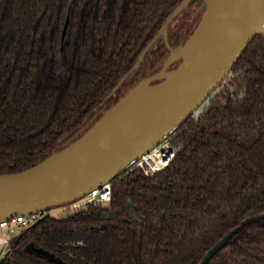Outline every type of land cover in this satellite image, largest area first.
I'll return each instance as SVG.
<instances>
[{
    "label": "trees",
    "instance_id": "1",
    "mask_svg": "<svg viewBox=\"0 0 264 264\" xmlns=\"http://www.w3.org/2000/svg\"><path fill=\"white\" fill-rule=\"evenodd\" d=\"M180 1L0 0V174L63 147L157 69L162 37L132 70ZM198 20L183 34L169 24V45ZM217 89L170 134L167 166L124 170L109 200L46 213L0 264H264V35Z\"/></svg>",
    "mask_w": 264,
    "mask_h": 264
},
{
    "label": "water",
    "instance_id": "2",
    "mask_svg": "<svg viewBox=\"0 0 264 264\" xmlns=\"http://www.w3.org/2000/svg\"><path fill=\"white\" fill-rule=\"evenodd\" d=\"M190 1L177 4L132 68L162 37L169 52L157 69L63 147L23 170L0 174V221L70 204L111 181L176 130L230 73L254 36L264 35V0H204L197 25L174 48L168 25ZM27 247L47 253L32 243Z\"/></svg>",
    "mask_w": 264,
    "mask_h": 264
},
{
    "label": "built area",
    "instance_id": "3",
    "mask_svg": "<svg viewBox=\"0 0 264 264\" xmlns=\"http://www.w3.org/2000/svg\"><path fill=\"white\" fill-rule=\"evenodd\" d=\"M212 93L205 97L191 112L190 116L196 118L210 104ZM176 154V147L170 142V134L161 139L156 145L142 153L126 170L139 167L147 175L152 174L167 166ZM111 181L103 183L87 192L76 201L64 205L67 207H78L87 202L107 201L110 199ZM61 206V207H64ZM50 210H38L29 214H13L0 221V259L9 250L12 238L20 234L24 229L31 226L42 218Z\"/></svg>",
    "mask_w": 264,
    "mask_h": 264
},
{
    "label": "rangeland",
    "instance_id": "4",
    "mask_svg": "<svg viewBox=\"0 0 264 264\" xmlns=\"http://www.w3.org/2000/svg\"><path fill=\"white\" fill-rule=\"evenodd\" d=\"M200 5H201L200 2L194 3L190 7L188 15L187 16H183V17H179L176 20H174L173 22H171L169 28L177 29L180 26L184 25V29L182 31V34H183L184 30L191 28V24H190L189 21H190V19H192V17L196 18L197 20L200 18L201 14H202V8H199ZM198 9H200V10L198 11ZM147 74H149V73H146V75ZM228 75L225 78H227ZM126 80H128V78ZM217 87L212 92V94H214V92L218 90ZM64 209H66L65 206L64 207H56V208L51 209L50 213L57 214V213H60L61 211H63Z\"/></svg>",
    "mask_w": 264,
    "mask_h": 264
},
{
    "label": "flooded vegetation",
    "instance_id": "5",
    "mask_svg": "<svg viewBox=\"0 0 264 264\" xmlns=\"http://www.w3.org/2000/svg\"><path fill=\"white\" fill-rule=\"evenodd\" d=\"M201 6V5H200ZM200 8V7H199ZM200 9H198V11H199ZM202 11H203V9H202Z\"/></svg>",
    "mask_w": 264,
    "mask_h": 264
}]
</instances>
